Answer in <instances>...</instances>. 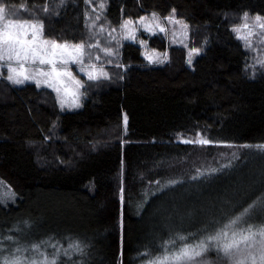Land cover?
I'll list each match as a JSON object with an SVG mask.
<instances>
[{"label": "trees", "instance_id": "obj_1", "mask_svg": "<svg viewBox=\"0 0 264 264\" xmlns=\"http://www.w3.org/2000/svg\"><path fill=\"white\" fill-rule=\"evenodd\" d=\"M106 3L96 23L117 32L122 16L136 20L156 12L165 17L176 9V18L189 25L187 47L148 38L151 49L167 51L162 66L148 65L141 49L130 42H122L113 58L99 53L112 78L93 84L82 77L85 87L80 91L85 94L81 107L72 111H62L49 89L32 83L13 86L0 77V180L16 193L15 204H0V228L29 220L35 241L79 240L87 245L86 255L63 256L58 264H144L150 258L141 255L145 246L158 249L169 228L196 230L199 225L189 219L190 212L200 218L217 211L212 204L221 197L264 193L263 177L238 173L255 148L182 142L203 137L236 146L264 143V68L246 67L254 64L252 55L231 31L244 11L264 16V0ZM0 4L6 5L9 17L43 19L46 38L79 43L99 32L98 27L92 32L85 27L84 0ZM87 11L94 19L97 13ZM99 38L106 41L107 31ZM193 47L201 55L189 67L187 51ZM94 50H88L93 57ZM107 59L126 67L107 64ZM229 161L234 168L191 179L197 169L219 168ZM168 179L184 183L153 195L156 181ZM209 259L216 260L214 252Z\"/></svg>", "mask_w": 264, "mask_h": 264}, {"label": "snow or ice", "instance_id": "obj_2", "mask_svg": "<svg viewBox=\"0 0 264 264\" xmlns=\"http://www.w3.org/2000/svg\"><path fill=\"white\" fill-rule=\"evenodd\" d=\"M63 3L64 0H60V4ZM84 3L85 27L90 32L98 27L99 32H93L87 41L81 40L79 43L46 38L43 19L15 18V14L9 17L6 14V5L0 4V77L12 85L31 82L37 89H51L56 94L60 109L71 110L81 107V97L85 94L80 91L85 87L83 78L93 84H100L112 78V73L103 66L102 56L99 53H103L104 57H115L119 49L124 46L122 41L135 43L139 39L138 26L149 34H155L158 30L167 36L168 29L161 23V20H166L168 24L178 26L172 30V43H180L187 47L184 40L188 38L189 25L184 20L176 18L174 8L165 17L153 12L151 20L146 16H140L136 20L122 16V23L119 25L120 39H117L116 35H113L117 33V28L105 29L103 24L96 23L101 20V15L106 10V0H100L98 4L95 0H84ZM88 8L97 13L94 19L87 11ZM43 11L47 13L49 8L45 6ZM256 28L264 30V16L256 14L253 17L248 11H244L240 23H233L231 31L248 49L251 47L248 38L254 34ZM105 31L108 33L106 41L99 38V34ZM139 44L143 49L147 41L139 39ZM89 49H96L97 54L93 57ZM200 52L201 49L197 47L189 49V65L192 63L193 54ZM142 55L150 64L163 63L167 60V53L161 59L155 49L152 50L151 55L143 52ZM106 63L114 64L117 68L126 67L122 62L117 63L114 59H107ZM257 63L264 68V60H259ZM71 65L76 67L72 68ZM246 67H255V65H246ZM80 74H83V78ZM116 75L119 79H123L119 73ZM124 122L127 124L126 116ZM197 136L200 134L197 133ZM182 142L202 146L217 144L226 148L239 147L249 150L255 148L264 155V143L236 146L203 137L182 140ZM233 158L238 159L236 153H233ZM234 167V163L229 161L219 168L197 169L196 175L191 179L193 181L208 179ZM156 183L158 187L153 195L175 191L184 181L168 179ZM121 191L123 192V189ZM15 196L16 193L12 192L13 200ZM121 200L123 201V195ZM212 208L218 210H210L200 218L196 217L195 211L189 213V219L196 220L199 225L195 231L183 227L169 228L168 238L160 237L158 249L145 246V251L141 255L150 258L144 264H216V261L220 264H264V195L248 197L246 193L245 198L242 199L221 197L218 204H212ZM20 224H23V227H20ZM32 227L29 220H23L9 230L15 233L14 235L0 239V264H58L61 256L71 259L76 254L86 255L87 245L79 240H70L67 247H62L58 241L51 243V238L35 241L31 238ZM5 240L8 241L7 244L4 243ZM42 246L51 247L54 251L48 254L42 250ZM213 252L215 261L209 259Z\"/></svg>", "mask_w": 264, "mask_h": 264}, {"label": "rangeland", "instance_id": "obj_3", "mask_svg": "<svg viewBox=\"0 0 264 264\" xmlns=\"http://www.w3.org/2000/svg\"><path fill=\"white\" fill-rule=\"evenodd\" d=\"M146 17L148 18V20H151L152 14H149ZM161 23L165 24V26L168 29V35L167 36H165V34H163V33H160L158 30H156L155 34H149V33L145 32L142 27L138 26V32H137L138 38L139 39H144V40L147 41L148 38L160 37L161 39H163L166 42V44L168 46L170 45V46H178V47L186 48L180 43H176V44L172 43V30H173V28L178 27V26L168 24V22L166 20H161ZM188 32H189V30H188ZM113 35H116L117 39H120V32L114 33ZM139 39H137V41L135 43H133L132 41H122V42L133 43V44L137 45L141 49V51L143 53L151 55L153 49H151L149 47L148 42L144 46V48L142 49L140 47V44H139ZM248 40H249V44H250L251 47L246 49V50L251 53L252 59H253V63H254L253 65H255V68H260L261 66H260V64L257 63V61L264 60V30H261L259 28L254 29V34L252 36H250L248 38ZM240 42L244 46V42L241 41V40H240ZM184 44H188V38L184 40ZM93 51L95 52L94 49H93ZM188 51H187V60H186V62H187V66L191 67L193 61L198 56L201 55V52L199 54H193L192 63H191V65H189L188 64ZM156 53L159 55V57L161 59H163V56H164L165 53H167V51L159 52V51L156 50ZM142 56L145 59L144 55H142ZM111 58H113V57H111ZM167 60H168V53H167ZM167 60H165L163 63H151L150 64L145 59L147 64L151 65V66H162V65H164L167 62ZM70 67L75 68L76 66L71 65ZM4 72L6 74V69H4ZM80 76L83 77V74H80ZM26 83H31V82H26ZM32 84H34V83H32ZM13 86H20V85H13ZM49 90H51V89H49ZM54 95L56 97L55 93H54ZM81 102H82V97H81ZM79 108L71 109V110L65 108L64 110L65 111H72V110H77ZM239 170L240 171H238V173L242 174V177L253 176V177L256 178V175H258L259 177H263L264 178V155H261L257 150H255L254 152H251L250 155L247 156L243 160ZM11 193H12V191L9 189V187L0 180V204L1 205L9 206V205L15 204L16 196H15V199L13 200L11 198ZM256 195H264V193L260 192V193H258ZM14 225H16V224H14ZM14 225H11L10 227L5 228V229L0 228V239H2L3 237H6L8 235H14L15 233L9 231L10 229L13 228ZM19 226L23 227V224H20ZM4 243L7 244L8 241L5 240ZM67 244H68V242L65 243V244H60V245L62 247H67ZM42 250L46 251L48 254H51L54 251L51 247H47V246H42ZM61 257H63V256H61Z\"/></svg>", "mask_w": 264, "mask_h": 264}]
</instances>
